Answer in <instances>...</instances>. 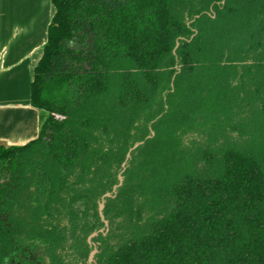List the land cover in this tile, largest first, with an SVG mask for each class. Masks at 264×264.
<instances>
[{
    "label": "trees",
    "instance_id": "16d2710c",
    "mask_svg": "<svg viewBox=\"0 0 264 264\" xmlns=\"http://www.w3.org/2000/svg\"><path fill=\"white\" fill-rule=\"evenodd\" d=\"M222 1L52 0L30 85L39 135L0 145L2 257L52 234L48 219L61 208L72 215L77 202L110 190L132 141L162 115L155 137L134 152L119 196H129V224L142 232L107 264H264V146L184 143L188 132L213 143L241 131L219 117L224 107L257 100L264 111V0ZM195 162L208 172L199 175ZM158 179L163 190L153 187ZM137 184L157 191L159 214L145 222Z\"/></svg>",
    "mask_w": 264,
    "mask_h": 264
},
{
    "label": "flooded vegetation",
    "instance_id": "af4514ba",
    "mask_svg": "<svg viewBox=\"0 0 264 264\" xmlns=\"http://www.w3.org/2000/svg\"><path fill=\"white\" fill-rule=\"evenodd\" d=\"M251 63L252 61H249V64ZM245 64L247 62L238 63L239 70ZM176 69L179 72L181 65L178 64ZM241 73L240 71V77ZM175 76L171 83L172 92H174ZM237 84H239V80H237ZM165 93L168 92L165 91ZM240 96L243 99V95ZM164 101H167L166 96ZM252 105L258 106L257 100ZM167 107L165 105L166 110ZM161 116L159 115L157 119L148 123L149 134L144 139L132 141L126 158L121 164V169L117 171V183L113 184L110 190L92 200L91 203L82 205V202H77V210L72 215L68 216L65 209L61 208L59 215L54 219H48L52 224L50 227L53 230L52 234L33 237L18 243L15 251L9 257H2L0 251V261H4L0 264H107L108 259L122 243L119 240L122 238L121 227L127 226L129 223V196H124L122 201L119 198L121 189L126 182V172L131 168L134 152L143 146L146 140L155 137L156 132L153 130V125ZM201 137L203 138L202 144L207 146L203 150H209L211 148H208L211 144L209 138L197 132H188L184 135V143L190 146L194 140L200 141ZM116 169L113 164L112 172L114 173ZM93 203L96 206L93 207ZM101 204H103L102 209L100 208ZM142 216V222H145L146 215L143 213ZM133 222L135 223L136 219Z\"/></svg>",
    "mask_w": 264,
    "mask_h": 264
},
{
    "label": "crops",
    "instance_id": "0c3cea01",
    "mask_svg": "<svg viewBox=\"0 0 264 264\" xmlns=\"http://www.w3.org/2000/svg\"><path fill=\"white\" fill-rule=\"evenodd\" d=\"M53 14L52 0H0V145H23L39 135L30 85Z\"/></svg>",
    "mask_w": 264,
    "mask_h": 264
},
{
    "label": "rangeland",
    "instance_id": "374dc122",
    "mask_svg": "<svg viewBox=\"0 0 264 264\" xmlns=\"http://www.w3.org/2000/svg\"><path fill=\"white\" fill-rule=\"evenodd\" d=\"M237 108L238 107L236 105H233V107L230 106V110L227 111V109H225L224 107V109H222L223 112L220 113L219 117H222L223 121H225V123L228 126L229 124L233 126H238L241 131L237 133L236 131L232 132L231 130H228V132L226 134L224 133V135L219 137V139L216 142L215 141L213 143L210 142L211 144L208 146V148L212 147V149L216 151V150H222L224 148L235 147L242 151L245 150L251 152L255 150L257 151L264 146V111H262L259 104L258 106L252 105V107L249 108H247V105H244V108H242L241 110L240 109L237 110ZM232 109L234 110L235 113H233L234 114L233 117L229 120L228 116H230ZM207 117L209 116H205V119H207V121L209 122L211 120L210 119L211 117L210 118ZM209 123L211 124L212 122ZM197 142H199V144L202 145L203 138L201 137L200 141ZM193 145L194 143H192V146ZM192 164L193 167H197V173H199V175H204L208 172L205 170V167L202 165V162L198 164H196L195 162ZM155 185L159 186L160 190H163L165 182L158 179L157 181L153 182V187L157 189ZM135 186L136 187H134L133 189L136 191L137 190L141 191L140 193L142 194L140 197H138V201L140 205L143 207L144 214L145 215L159 214L160 210L156 209L155 207V205L158 202L154 198V193L157 191L152 190L149 184L143 185L144 186L143 190L139 189L140 188L139 184ZM121 229H122V233L120 235L122 236V238L119 239L121 242L125 240V237L127 238L129 236L140 234L142 232L141 228H139L138 226H133L129 223L127 226L123 225Z\"/></svg>",
    "mask_w": 264,
    "mask_h": 264
},
{
    "label": "water",
    "instance_id": "95a60500",
    "mask_svg": "<svg viewBox=\"0 0 264 264\" xmlns=\"http://www.w3.org/2000/svg\"><path fill=\"white\" fill-rule=\"evenodd\" d=\"M225 2H226V0H223L222 1V4H225ZM178 46H179V41H177V44H176V47H175V49H174V53H176V49L178 48ZM102 207H103V204H101V209H102Z\"/></svg>",
    "mask_w": 264,
    "mask_h": 264
},
{
    "label": "built area",
    "instance_id": "2783aa9c",
    "mask_svg": "<svg viewBox=\"0 0 264 264\" xmlns=\"http://www.w3.org/2000/svg\"><path fill=\"white\" fill-rule=\"evenodd\" d=\"M57 118H62V117H60V116H57Z\"/></svg>",
    "mask_w": 264,
    "mask_h": 264
}]
</instances>
